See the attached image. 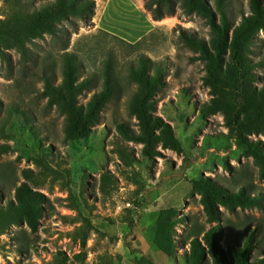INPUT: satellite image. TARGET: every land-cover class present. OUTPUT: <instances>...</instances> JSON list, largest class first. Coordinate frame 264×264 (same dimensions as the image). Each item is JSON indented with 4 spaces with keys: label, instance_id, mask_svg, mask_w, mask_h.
<instances>
[{
    "label": "rangeland",
    "instance_id": "rangeland-1",
    "mask_svg": "<svg viewBox=\"0 0 264 264\" xmlns=\"http://www.w3.org/2000/svg\"><path fill=\"white\" fill-rule=\"evenodd\" d=\"M48 1L0 0V22L26 18ZM227 1L233 25L251 13L250 0ZM95 2L92 21L65 22L57 35L34 39L24 51L0 53V264H142V256L154 264H214L204 235L216 224L224 229V247L251 241L250 259H263V168L230 138L221 112H202L212 98L204 83L206 62L182 37L186 32L210 40L208 18L179 6L155 19L147 0ZM66 53L78 60L79 81L94 79L79 96L81 103L87 104L108 76L115 86L85 139L67 140V116L49 103L46 79L63 82ZM250 56L257 63L256 84L264 88V30ZM140 58L164 72L154 113L173 126L183 152L161 143L148 157L143 143L119 130L122 122L133 132L139 128L130 104L139 88L131 71ZM250 138L264 143V135ZM203 177L259 201L218 202L219 221H213L193 183ZM28 190L42 193L31 203L39 208L36 229L21 203L34 194H19ZM165 208L175 210L177 247L171 255L155 243Z\"/></svg>",
    "mask_w": 264,
    "mask_h": 264
},
{
    "label": "trees",
    "instance_id": "trees-1",
    "mask_svg": "<svg viewBox=\"0 0 264 264\" xmlns=\"http://www.w3.org/2000/svg\"><path fill=\"white\" fill-rule=\"evenodd\" d=\"M215 3L212 5L210 0H147L146 7L153 11L155 19L174 14L179 6L188 14L198 13L208 18L213 32L210 40L198 38L192 33H182L187 44L199 52L201 59L206 62L204 83L210 88L212 98L202 112L206 116L221 112L229 128L230 138L246 155L254 157L264 171V143L260 139L250 138L251 135H264V88L256 84L257 63L250 56L256 35L264 30V0H250L251 13L244 15L238 25H233L227 0H215ZM95 11V0H50L42 8L34 10L26 18L14 20L12 24L1 20L0 53H3V48L24 51L26 44L34 39L45 34L57 35L65 22L72 23L76 19L90 22ZM77 71L79 64L75 55L66 53L63 82L55 85L50 77L46 79L49 103L57 105L67 116V140L90 137L101 117L103 106L115 92V86L108 76L103 88L94 93L87 104L81 103L79 96L92 85L94 79L89 77L79 81ZM131 74L139 83L130 104L139 128L133 132L122 122L118 124L121 134L128 140L143 143V151L148 157L155 153L156 146L161 143L164 147L183 152V143L176 136L173 126L154 113V98L163 85V70L159 66H154L152 70L151 63L140 58V63L133 67ZM16 112L23 117L27 116L22 110ZM25 125L32 130L28 118ZM122 154L130 158L125 151ZM193 183L203 194L210 218L216 222L219 221L218 202L233 205L259 201L257 198L248 200L242 191L231 193L209 177L193 180ZM19 194H34L29 201L21 198V203L26 207L29 225L36 229L39 208L31 203L34 197L42 193L28 190ZM174 213L173 208L161 210L155 235L156 245L167 255H171L177 247ZM224 235L220 224L212 226L204 235L206 249L214 264H264V258L250 259L251 241L245 247H224L221 243L225 239ZM140 261L142 264H154L149 256H142Z\"/></svg>",
    "mask_w": 264,
    "mask_h": 264
}]
</instances>
